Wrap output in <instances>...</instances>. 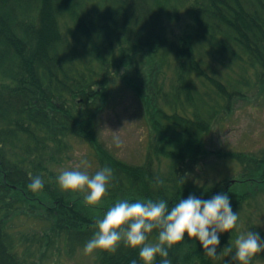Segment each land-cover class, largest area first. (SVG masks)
<instances>
[{
	"label": "trees",
	"instance_id": "16d2710c",
	"mask_svg": "<svg viewBox=\"0 0 264 264\" xmlns=\"http://www.w3.org/2000/svg\"><path fill=\"white\" fill-rule=\"evenodd\" d=\"M88 1L0 0V78L5 80L0 83V264H22L15 246L6 239L7 221L12 217L10 213L16 203H34L48 212L51 211L48 215L51 223L48 234L62 232L69 242L87 238L96 220L102 219L117 201L164 200L171 208L180 199H186L189 195L205 200L216 195L215 192L192 183L184 174L181 175L183 171H179L178 164H175L172 172L178 174L174 183L159 178L156 174L148 176L147 168H141L142 175L134 174L133 170L127 173L121 168L128 180H120L119 183L111 181L110 184L114 186L110 187L109 184L105 198L99 205H87L82 194L75 197L69 195L66 202L67 195L63 196L55 178L50 177L46 182L43 181L44 187L41 191L33 192L28 188L30 178L35 176L41 178V171L47 173V168L40 166L38 162H31L30 170L23 164V156L17 152L24 154L32 148L39 154L47 153L51 145L44 142L49 139L45 137L72 134L70 131L74 132L78 126L84 125L86 113L88 116L94 113L98 104L97 112L104 111L113 87L116 89L125 87L135 91L140 99L142 97V104L148 108L149 113L151 112L152 119L172 120L169 126L153 128L167 142L166 145L173 149L169 151V156L176 159L179 157L183 163L193 165L207 153L204 146H199V142L192 138L193 128L200 132L209 123L203 115L204 97L207 93L198 87V78L202 79L201 84L204 87L209 86L216 90L213 98H223L228 101L229 106V101L233 99L226 98L223 91L234 96L239 94L236 89L232 90L231 85L219 81L215 74L212 75L202 69L192 72L195 64L199 66L196 54L200 52L202 54L198 47L205 44L211 48L217 47L218 52H225L224 49L228 48L225 41H234L236 47L241 41L239 39L245 37L248 42L243 44L244 52L239 54H242V60H249L250 64L258 69V77L264 78V1L185 0V4L189 1L192 11L193 20L188 24L192 26L178 43L173 42L170 45L166 44L165 40L162 41L158 35L160 32L148 37L155 32L154 20L159 18L149 0H103L101 10L90 9ZM95 1L90 0L89 4ZM194 9L197 11L196 16H193ZM47 15L54 19L53 29L46 26L47 20L45 21L44 17ZM136 18L145 19L150 29L133 25ZM193 26L196 30L190 32ZM244 30L249 33H245ZM135 31L144 32L142 36H147L142 40L150 41L156 52L164 47L176 55L181 73H178L179 88L173 93V101L167 99L168 94L161 85L149 94H142L133 84L130 87L123 86L112 74V70L120 71L131 64L129 60H121L120 63L114 56L112 45L114 42L118 47L125 45ZM13 37L28 41L25 46L27 49L11 45L10 40ZM129 43L133 46V42ZM144 45L147 46V42ZM103 46L109 48V53L102 50ZM91 51L96 52L95 56L92 61L87 62L90 56L88 53ZM234 54L236 57L239 55ZM98 55L103 59L98 60ZM221 57L224 59L226 56L223 57L221 54ZM94 60L100 64V68ZM91 65L94 68H91ZM83 66L84 69H81ZM101 70L106 73L107 85L104 89L106 102L99 100L100 102L95 101L91 104L88 101L90 96L86 93L89 89L85 78L93 79ZM131 70L129 71L133 76ZM210 70L213 72L214 68ZM190 74L192 75L189 76ZM113 79L121 85L115 83ZM98 82L102 84V79L100 78ZM151 83L155 84L154 81ZM160 96L163 97L159 101L160 104L172 108L171 115L166 114L163 105L157 102ZM152 101L154 104L151 105ZM187 108H192L191 118L183 114ZM88 129L90 134L95 136L94 123L88 126ZM55 146H58V143ZM11 152L16 158L10 161ZM253 165L254 169H264V161L255 162ZM256 173L261 174V171ZM50 174L53 176L51 171ZM253 174L260 182L264 179V173L261 176ZM55 176L57 177V174ZM157 180H163L164 183L158 185ZM247 182L249 181L245 180L241 185L244 186L243 189L236 184L223 191L229 195L233 212L238 211L239 202L243 197L242 191L245 190ZM11 191L18 192V196L11 195ZM152 233L157 231L154 230ZM233 237L234 229L220 234L217 252L223 253L225 248L232 245L230 240ZM262 237L264 238V235ZM135 256H138V260ZM168 258L172 264L197 262L214 264L213 258L204 255L202 245L198 241L189 240L187 234L184 241L169 249ZM161 260L162 258L157 255L153 264H161ZM106 261V264H132V261L143 264L139 258V249H132L123 243L115 254L103 253L100 263L104 264Z\"/></svg>",
	"mask_w": 264,
	"mask_h": 264
},
{
	"label": "rangeland",
	"instance_id": "374dc122",
	"mask_svg": "<svg viewBox=\"0 0 264 264\" xmlns=\"http://www.w3.org/2000/svg\"><path fill=\"white\" fill-rule=\"evenodd\" d=\"M89 1L87 5L90 6V9H102L103 2L101 1L103 0H96L93 4H89ZM149 1L159 18L156 21L154 20L153 30L155 32L149 34L148 37L160 32L158 35H160L162 41H166V44L178 43L192 26L188 25L193 20L189 1L186 4L185 0ZM258 1L262 2L264 0ZM196 12L194 9L193 16H196ZM135 24L136 27L150 29L145 19L136 18L133 25ZM195 30L196 27L193 26L190 32ZM143 33L135 31L129 41L126 44L124 42L125 45H121V47H118L114 42L112 48L114 49L115 58L120 60V63L121 60H129L131 64L128 68L125 69L124 67L120 71L112 70V74L120 80L123 86L130 87L133 84L142 94H149L154 88L162 86L168 94L167 99L173 101V93L179 88L177 85V79L179 80L180 77L178 73H181L179 61L176 60V55L172 51L166 50L164 47L156 52L150 41L142 40L147 36H142ZM129 42H133V46ZM146 42L147 46L144 45ZM225 43L228 46L224 49L225 52H218L217 47L211 48L205 44L200 45L198 49L202 51V54L200 52L195 56L198 59L199 66L195 64L192 72L202 69L212 75L215 74L219 81L226 82L223 84L228 85L230 83L232 90L236 89L239 96L236 95L232 98L234 99L231 103L233 116L224 115L218 104L211 100L213 97L208 102L206 98V102L203 104L204 114L211 120L207 127L201 129L200 132L195 128L193 136L198 140L199 146H206V149H216L218 156L199 158L201 160L198 162L197 169L188 167L187 171H189V178L195 180L198 186L202 189L211 190L215 194L225 193L223 192L224 188L230 179L243 178L244 176L253 177L246 183L245 190L242 191L243 197L237 209L239 220L237 228H235V236L230 240V243L234 245L233 249L238 235L253 231L259 233L261 238V234L264 232V179L260 183L252 181H256L253 173L258 176L264 173V169L253 168L254 161L252 159L254 155L264 153V97L261 98L264 89L257 90L256 87V72H258V69L253 65L248 66L244 61H241L242 59L234 60V41L229 40ZM102 48V50L109 53V48L105 46ZM95 53L93 51L88 53L90 56L87 62L93 60ZM152 53L155 54L151 56ZM221 54L223 57L226 56L225 59L227 60H224ZM102 59V56L98 55V60ZM95 63L100 68V64ZM208 67L210 69L214 68V73ZM91 68H94V66L91 65ZM81 69H84V66ZM129 70L132 71L134 77ZM100 78L102 84L98 82ZM85 80L89 89L86 92L90 96L88 101L91 104L95 101L100 102L99 100L106 102L104 91L107 85L106 73L101 70L98 76L93 79L85 78ZM113 80L121 85L115 79ZM152 81L155 84L151 83ZM2 82H5V80L0 78V83ZM198 87L201 91H206L209 86L204 87L201 81H198ZM141 100L142 97L140 99L133 90L125 87L123 89L113 87L104 111L97 112L98 104L94 113L89 114V116L86 113L84 125L78 126L74 132L70 131L72 134L45 137L49 139L44 142L51 145L47 153L39 154L30 148L27 153H24L26 156L20 152H17V154L23 156V164H26V167L30 170L32 168L30 167L31 162H38L41 164L40 166L47 168V173L43 171L40 173L41 179L45 182L48 178H53L50 171L54 173V170H56L59 175V172L63 169H75L80 165L81 160H87L90 165L87 169L80 167L81 171L86 170L91 176L101 168L109 167L113 171L111 181L118 183L120 180H128L121 168H124V172L130 173L129 171L133 170L134 174L142 175L143 170L141 167L147 168L148 176L156 174L159 178L172 181L171 165L174 166L175 161L169 156L167 142L153 128L161 127L158 118L156 120L151 119V112L147 113L148 108L143 106ZM159 101L160 98L157 99L160 104ZM152 104H154L153 101ZM160 105H163V103ZM183 114L187 118H191L192 108L185 109ZM147 115L150 117L148 119L149 124L146 121ZM93 123L95 136L91 135L88 129V126L90 127ZM168 123V121H165V124ZM113 132H118L116 135L123 141L122 147L118 148L113 143ZM50 139H54V141H50ZM57 143L58 146H55ZM15 158L13 152H11L9 160ZM51 160L52 162H50ZM245 165L246 169L242 170ZM149 169L152 171H149ZM260 171L261 174L256 173ZM245 172L246 174H244ZM113 186L114 184H110V187ZM240 188L243 189L244 186H240ZM62 193L64 197L67 195L66 202L69 195L75 197L82 194L68 191H62ZM11 195L17 197L18 192L11 191ZM28 204L34 203L26 202L13 205L10 213L12 217L7 221L8 227L6 228V239L15 246L16 253L20 255V257L18 256L20 263L102 264L100 263L101 257L105 251L97 250L91 255H85L83 252L85 244L97 230L96 223L90 232L87 231L89 235L84 240L67 242L65 234L62 232H57L55 235L48 234L51 228L48 215L51 211L48 212L36 204ZM156 239L157 233H151L150 242H155ZM234 252L235 250H232V253L227 250L223 253L218 251V258L214 259V264H236L229 257ZM106 263L107 261L104 264ZM195 264L201 263L197 262ZM251 264H264V253L257 254Z\"/></svg>",
	"mask_w": 264,
	"mask_h": 264
},
{
	"label": "clouds",
	"instance_id": "9594fccd",
	"mask_svg": "<svg viewBox=\"0 0 264 264\" xmlns=\"http://www.w3.org/2000/svg\"><path fill=\"white\" fill-rule=\"evenodd\" d=\"M113 143L122 147L123 141L113 132ZM80 167H90L87 160H81L73 170L63 169L57 177L62 191L82 193L84 202L96 206L102 202L108 186L113 178L112 169L103 167L93 175L81 171ZM28 188L33 192L44 187L39 176L31 177ZM158 185L164 183L157 180ZM238 212H233L227 193H219L211 199H201L189 195L180 199L169 208L168 202L160 201H117L110 207L102 219L96 220V231L83 248L85 255L105 251L115 254L123 243L132 249H139V258L143 264H153L157 255L161 264H172L169 259V249L185 240L198 241L207 257L217 259V248L220 244V234L231 232L237 228ZM157 231L155 242H149V235ZM232 252V246H228ZM264 253V240L260 234L253 231L238 235L235 240V252L232 260L236 264H251L253 258ZM136 264V261H132Z\"/></svg>",
	"mask_w": 264,
	"mask_h": 264
},
{
	"label": "bare ground",
	"instance_id": "6f19581e",
	"mask_svg": "<svg viewBox=\"0 0 264 264\" xmlns=\"http://www.w3.org/2000/svg\"><path fill=\"white\" fill-rule=\"evenodd\" d=\"M44 20L46 21L47 20V24H46V26H48V27H50L51 26V29H53L54 28V26L52 25V22H53V18H52V16H49V15H47V16H45L44 17ZM43 20V21H44ZM49 23H51V24H49ZM246 30H248V28H246ZM246 30H244L245 31V33H249L248 31H246ZM13 36V35H12ZM248 39H250V37L248 38ZM241 40V41H240ZM239 44L238 45H236V47L235 48H233V51H234V53H237V54H239V53H242V52H244V49L242 48L243 47V44L244 43H246V42H248V40L245 38V37H243V38H240L239 39ZM10 43H11V45H14V46H17V47H19L20 49H24V50H26L27 48L25 47L27 44H28V41H25V40H18V39H15L14 37L10 40ZM17 43H18V45H17ZM192 74H190L189 76H191ZM194 76V75H193ZM198 78V77H197ZM198 80L199 81H201V83H203V81H202V79L201 78H198ZM256 87L257 88H264V78L263 77H258L257 76V85H256ZM206 93H207V96L209 97V98H211V97H213L214 95H215V93H216V90L214 89V88H210V87H208L207 88V90H206ZM223 95L226 97V98H228V99H231V98H234L233 96V94L232 93H228V92H225V91H223ZM160 98V100H162V96H160L159 97ZM135 258H136V260H138V256H135Z\"/></svg>",
	"mask_w": 264,
	"mask_h": 264
}]
</instances>
